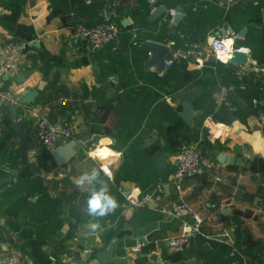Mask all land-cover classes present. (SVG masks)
I'll use <instances>...</instances> for the list:
<instances>
[{"label":"crops","instance_id":"crops-1","mask_svg":"<svg viewBox=\"0 0 264 264\" xmlns=\"http://www.w3.org/2000/svg\"><path fill=\"white\" fill-rule=\"evenodd\" d=\"M156 1L0 0V38L19 44L23 58L17 77L0 64V88L22 102L6 106L2 118L0 260L103 264L98 253L113 242V256L125 264H264V100L246 102L237 89L264 92V0ZM160 8L165 12L155 15ZM103 9L118 24L119 39L98 51L86 39L73 41L77 25L97 26ZM134 31L145 36L139 46L128 39ZM227 34L239 37L248 65L215 60L210 43ZM147 41L180 59L162 72L149 69V53L140 48ZM189 49L194 56H185ZM194 87L201 93L190 126L179 113L183 93ZM33 90L35 101L25 102ZM37 108L82 142L68 164L57 165L52 150L36 142ZM208 117L218 123L214 134L204 127ZM198 142L209 165L183 180L181 198L202 216V234L172 249L165 239L183 230V220L123 204L131 193L170 185L175 153ZM215 150L239 162L223 163ZM92 167L102 169L119 204L95 233L84 212L87 193L74 184ZM178 200L170 185L152 206Z\"/></svg>","mask_w":264,"mask_h":264},{"label":"built area","instance_id":"built-area-1","mask_svg":"<svg viewBox=\"0 0 264 264\" xmlns=\"http://www.w3.org/2000/svg\"><path fill=\"white\" fill-rule=\"evenodd\" d=\"M88 4L93 0H86ZM156 3V0H153ZM156 10V7H153ZM175 11H171L170 15L174 16ZM120 29L118 24L112 17V14L107 9L101 12V22L95 27H86L84 25H77L72 40L78 41L80 39L88 40L93 51H98L105 45L115 42L119 39ZM137 37L136 31L133 32V38ZM239 37L227 34L223 38L213 39L210 43V51L217 62L227 64L233 57L236 50H241L235 43ZM232 39V43L229 40ZM136 44V43H135ZM195 51L189 49L185 52L186 57H192ZM181 54L175 52L171 60L165 61V66L169 67L174 62L179 60ZM0 64L5 73L10 77H17L23 69V58L21 54V46L11 41H5L0 38ZM68 102V99H60L61 104ZM259 102L254 100V104ZM22 104L21 100L15 96L10 90L0 88V140L2 137V118L4 115V108H18ZM218 123L212 117H208L205 121V129L214 134L217 131ZM34 127L36 142L48 151L54 149L57 143L66 145L73 140V134L68 126L56 125L52 122L49 115L41 108L34 109ZM209 165V159L201 152L200 142L185 147L175 153L174 155V172L170 185L179 193L177 203L172 207L166 206L153 207L152 201L159 199L165 193V186L162 183L156 184L147 192H140L139 194H129L126 196V201L123 204L125 208L142 209L154 208L161 213L170 214L176 219L184 221L183 230L179 233L169 236L165 242L172 249L182 250L189 247L194 238L202 234L203 218L192 207L187 205L181 198L183 194V180L186 177H193L202 174L205 168ZM190 219V221H188ZM192 220V221H191ZM139 248H135V251ZM0 264H21L19 259L14 256H6L0 260Z\"/></svg>","mask_w":264,"mask_h":264},{"label":"water","instance_id":"water-1","mask_svg":"<svg viewBox=\"0 0 264 264\" xmlns=\"http://www.w3.org/2000/svg\"><path fill=\"white\" fill-rule=\"evenodd\" d=\"M104 1V0H102ZM155 15H159L161 12H165L164 9L160 8L156 11ZM179 12H182V9H179ZM141 50L147 51L149 53V59L146 63V66L149 69H156L159 72H162L166 69L165 61L171 60L173 55L168 46L158 43L147 41L141 45ZM249 63V55L242 50H236L233 53V57L230 59V64L237 66H246ZM20 80H25V75H20ZM201 90L197 87H194L185 93L182 97L184 99L182 103L183 110L179 113V116L185 121L188 125H194V118L197 115V112L193 109V102L200 95ZM38 95V91L33 90L28 95L25 96L24 101L27 103H32L35 101V98ZM82 142L78 140H73L70 143L63 145L57 143L54 149L51 151V155L57 165L64 166L68 164L75 155L81 150ZM215 157L223 163H238V159L224 155L220 150L214 151ZM170 185L167 184L165 189L169 191ZM192 221V220H191ZM114 252V243L110 242L107 247L98 253V257L103 264H125L127 261L123 258H117L113 256Z\"/></svg>","mask_w":264,"mask_h":264},{"label":"clouds","instance_id":"clouds-1","mask_svg":"<svg viewBox=\"0 0 264 264\" xmlns=\"http://www.w3.org/2000/svg\"><path fill=\"white\" fill-rule=\"evenodd\" d=\"M90 157L92 159L99 158L91 153ZM101 172L102 169L92 167L74 179L76 187L87 193L84 212L93 218V222L88 225L93 233L101 229L99 219L111 214L119 206L118 201L111 194L108 184L102 178Z\"/></svg>","mask_w":264,"mask_h":264},{"label":"trees","instance_id":"trees-1","mask_svg":"<svg viewBox=\"0 0 264 264\" xmlns=\"http://www.w3.org/2000/svg\"><path fill=\"white\" fill-rule=\"evenodd\" d=\"M128 39L129 41H131L132 45L139 46L145 40V36L137 35V37L134 39L133 36L130 35ZM237 89L238 93L242 96L244 100H246V102H250L252 100L262 102V100H264V92L254 85H247L243 89L238 86Z\"/></svg>","mask_w":264,"mask_h":264}]
</instances>
